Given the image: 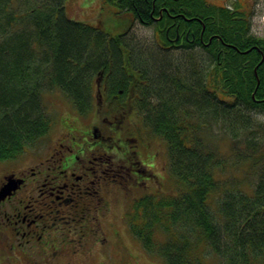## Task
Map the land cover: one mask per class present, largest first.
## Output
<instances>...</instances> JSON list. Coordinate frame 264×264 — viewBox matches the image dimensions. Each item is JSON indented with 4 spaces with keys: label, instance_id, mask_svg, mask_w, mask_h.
I'll use <instances>...</instances> for the list:
<instances>
[{
    "label": "trees",
    "instance_id": "1",
    "mask_svg": "<svg viewBox=\"0 0 264 264\" xmlns=\"http://www.w3.org/2000/svg\"><path fill=\"white\" fill-rule=\"evenodd\" d=\"M103 1L152 26L163 47L179 35L197 56L156 44L141 51L125 38L130 28L111 35L73 20L65 0H0V161L47 133L45 91L59 88L85 112L95 76L120 85L131 68L142 73L135 101L166 144L176 193L135 199L130 231L165 264H205L207 249L218 264H264V123L252 114L264 113V37L250 31V11L209 0Z\"/></svg>",
    "mask_w": 264,
    "mask_h": 264
},
{
    "label": "flooded vegetation",
    "instance_id": "2",
    "mask_svg": "<svg viewBox=\"0 0 264 264\" xmlns=\"http://www.w3.org/2000/svg\"><path fill=\"white\" fill-rule=\"evenodd\" d=\"M167 39L165 47L184 45L179 35ZM126 75L131 80L118 85L101 73L91 108L73 110L74 128L65 121L51 142L0 161V190L9 189L0 195V253L15 256L16 264H54L70 256L94 264L86 257L96 249L102 263L111 241L103 225L111 205L159 189L160 139L135 101L134 77L142 73L129 68Z\"/></svg>",
    "mask_w": 264,
    "mask_h": 264
},
{
    "label": "rangeland",
    "instance_id": "3",
    "mask_svg": "<svg viewBox=\"0 0 264 264\" xmlns=\"http://www.w3.org/2000/svg\"><path fill=\"white\" fill-rule=\"evenodd\" d=\"M212 3L226 4L231 7L245 6L247 5L250 11V31L260 37H264V0H209ZM65 11L69 18L77 21L87 22L91 25H98L104 31L111 35L120 34L125 32L131 25V15L129 12H117L112 5L105 4L103 0H65ZM126 39L135 40L141 51H153L156 48V41L154 39V30L152 26H146L138 21H134L131 28L127 32ZM156 44V45H155ZM158 46V45H157ZM195 50H182L172 49L171 53L186 54L189 59L197 56ZM188 51V52H187ZM196 51V52H195ZM199 52V51H198ZM139 57V56H138ZM43 102L54 119L52 127L49 133L42 139H39V145H35L36 140L31 142L28 148L33 149L34 146H43L45 142H51L58 133L60 123L66 120H71L73 123V106H70V102L64 94L55 89L54 91H47L43 94ZM256 119L261 123H264L263 112H252ZM74 123L72 127L74 128ZM264 134V131L262 132ZM223 135V134H222ZM219 135L217 141L225 137ZM223 141V140H222ZM159 162L156 164V172H159L161 182H159L161 189L160 194H174L175 187L172 179L163 170L167 169L166 162V147L161 141ZM224 143V141H223ZM222 143V144H223ZM223 150H227L226 143L224 144ZM16 157V156H15ZM162 173L165 177L162 176ZM129 201L126 202L121 198L111 205L109 213L106 215L105 221H103L106 235L111 237L110 244L107 246L104 255L102 256L103 262L100 263L101 256L98 255V249L95 250V256L86 257V260H90L94 264H165L163 259L158 255L146 252L140 242L131 233L128 221L126 219V212L129 209ZM113 229H118L119 233L114 235ZM109 237V238H110ZM205 264H218V257L210 250L205 251ZM17 258L10 253H0V264H13ZM16 264V263H15ZM54 264H82L79 258L70 256L69 260L65 258H58Z\"/></svg>",
    "mask_w": 264,
    "mask_h": 264
},
{
    "label": "water",
    "instance_id": "4",
    "mask_svg": "<svg viewBox=\"0 0 264 264\" xmlns=\"http://www.w3.org/2000/svg\"><path fill=\"white\" fill-rule=\"evenodd\" d=\"M8 185H6L4 188L1 189L0 195L3 196L4 194L8 193Z\"/></svg>",
    "mask_w": 264,
    "mask_h": 264
}]
</instances>
